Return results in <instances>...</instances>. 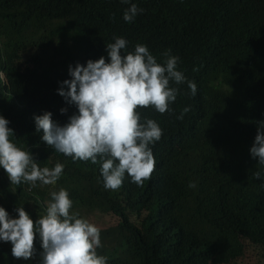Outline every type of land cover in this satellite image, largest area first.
Returning a JSON list of instances; mask_svg holds the SVG:
<instances>
[{"label":"trees","instance_id":"1","mask_svg":"<svg viewBox=\"0 0 264 264\" xmlns=\"http://www.w3.org/2000/svg\"><path fill=\"white\" fill-rule=\"evenodd\" d=\"M131 3L143 11L129 23L123 12ZM129 4L0 0V11L7 12L13 25L7 31L0 24V115L10 122L13 141L29 150L41 167L62 163L60 186L87 187V199L74 204L72 211L101 230L97 253L108 258L107 264H264V179L254 178L258 168L243 159L235 169L216 161L221 149L252 144L257 122L264 121V0ZM116 36L128 41V51L137 43L146 45L158 62L170 49L180 58L178 70L196 84L197 92L193 96L187 84L180 85L171 113L140 110L163 129L161 139L151 146L155 170L143 187L125 174L122 186L112 191L103 186L99 164L73 161L42 141L33 116L50 111L55 122L66 123L77 109L57 89L71 78L69 65L101 56L107 61L106 44ZM218 71L244 84V98L243 93L235 98L242 116L209 127L207 80ZM184 107L190 111L177 119ZM61 108L67 112L61 113ZM194 159H201L205 170L196 176ZM190 182L196 187H189ZM49 193L47 185L39 183L11 185L0 167V206L10 217L22 206L28 214L38 212L31 217L35 221L45 213ZM109 241L117 244L113 251ZM35 243L39 252L38 237ZM0 264L38 261L15 259L11 243L0 241Z\"/></svg>","mask_w":264,"mask_h":264},{"label":"clouds","instance_id":"2","mask_svg":"<svg viewBox=\"0 0 264 264\" xmlns=\"http://www.w3.org/2000/svg\"><path fill=\"white\" fill-rule=\"evenodd\" d=\"M121 2L129 4V0ZM142 11L131 3L123 19L133 22ZM113 41L106 44L107 61L101 56L84 65H69L71 78L60 82L57 89L66 103L77 109L66 123L55 122L50 111L34 115L33 119L36 131L42 130V141L73 161L99 164L104 188L116 191L125 174L143 187L155 170L151 146L161 139L163 129L156 120L142 117L140 110L171 113L170 105L180 93L179 86L187 84L193 96L197 86L178 70L180 58L170 49L161 53L162 60L158 62L144 44L137 43L134 50L128 51L125 38L116 36ZM189 111L184 107L177 119H183ZM60 112L66 113L67 109L61 108ZM9 123L0 115V167L11 185L55 186L64 165L57 162L53 167H41L29 150L13 141L15 133ZM256 128L249 153L259 168L252 175L264 179V121H258ZM189 187L195 188L196 183L190 182ZM49 196L45 213L35 221L22 206L15 208V218L0 206V241L11 243L12 256L24 261L38 256V264H107L108 258L97 253L102 247L101 230L72 211L68 191L52 190Z\"/></svg>","mask_w":264,"mask_h":264},{"label":"rangeland","instance_id":"3","mask_svg":"<svg viewBox=\"0 0 264 264\" xmlns=\"http://www.w3.org/2000/svg\"><path fill=\"white\" fill-rule=\"evenodd\" d=\"M18 21V20H17ZM0 24H2L7 31H11L13 29V25L11 23V19L7 17L6 11H0ZM243 86V88H242ZM207 87L209 91V105H210V116H209V127L211 126H221L223 123L227 122V117L234 116H242V109L235 105V98L237 93L242 94L244 92V84L239 82V79L234 75H228L226 72H215L210 75L207 80ZM246 90V89H245ZM245 93V92H244ZM244 93L242 97L244 98ZM252 144H246L244 142L238 143L235 146L231 145L228 148L221 149L218 157H216V161L223 162L226 164H232L233 169H235L238 165V159L245 160V163L250 165L251 167L259 168L257 164L258 161L250 156L249 149ZM235 147V148H234ZM248 148L247 157L245 159V154L243 150ZM211 155H207L209 157ZM209 159H214L213 157H209ZM194 175H198L201 172H204L203 161L201 159H194ZM242 164V163H241ZM206 173V172H205ZM207 174L213 177V173L207 172ZM81 183L73 184L69 188L60 186L58 181L55 186H47L50 191L59 190L60 188H64L68 191L70 199L74 204H78L79 201H83L88 197L87 187L79 186ZM79 186V187H78ZM77 187V188H74ZM58 188V189H57ZM50 197L48 198V200ZM38 212L34 209L29 213L30 217L36 216ZM108 249L113 251L116 247L115 241L107 242ZM38 261L39 257L34 258Z\"/></svg>","mask_w":264,"mask_h":264},{"label":"bare ground","instance_id":"4","mask_svg":"<svg viewBox=\"0 0 264 264\" xmlns=\"http://www.w3.org/2000/svg\"><path fill=\"white\" fill-rule=\"evenodd\" d=\"M58 189V188H57Z\"/></svg>","mask_w":264,"mask_h":264}]
</instances>
